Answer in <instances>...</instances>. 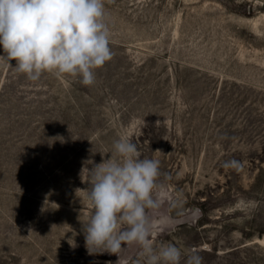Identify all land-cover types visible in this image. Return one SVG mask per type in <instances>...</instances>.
I'll list each match as a JSON object with an SVG mask.
<instances>
[{"label": "rangeland", "instance_id": "obj_1", "mask_svg": "<svg viewBox=\"0 0 264 264\" xmlns=\"http://www.w3.org/2000/svg\"><path fill=\"white\" fill-rule=\"evenodd\" d=\"M105 7L114 56L94 85L0 67V264H142L135 244L89 255L82 230L91 209L76 190L120 137L166 174L160 212L180 222L157 244L264 264V0ZM231 159L243 168L222 166Z\"/></svg>", "mask_w": 264, "mask_h": 264}, {"label": "clouds", "instance_id": "obj_2", "mask_svg": "<svg viewBox=\"0 0 264 264\" xmlns=\"http://www.w3.org/2000/svg\"><path fill=\"white\" fill-rule=\"evenodd\" d=\"M107 17L105 0H0V67L32 82L48 73L92 86L96 70L114 56ZM107 154L109 158L101 154L102 162L88 170L89 187L76 190L86 193L91 209L82 222L88 254L119 256L135 244L142 264H203L196 249L155 241L157 230L180 222L160 212L165 203L160 177L166 175L160 170L161 161L142 157L138 145L127 137L116 139ZM222 166L241 170L243 163L231 159ZM167 201L170 210H178L177 216L184 214L180 193L169 194Z\"/></svg>", "mask_w": 264, "mask_h": 264}]
</instances>
